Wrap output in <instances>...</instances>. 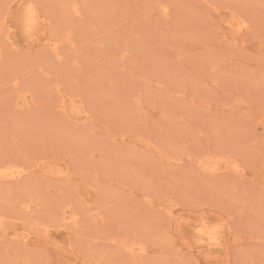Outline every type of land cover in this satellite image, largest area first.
Instances as JSON below:
<instances>
[{
  "label": "rangeland",
  "instance_id": "rangeland-1",
  "mask_svg": "<svg viewBox=\"0 0 264 264\" xmlns=\"http://www.w3.org/2000/svg\"><path fill=\"white\" fill-rule=\"evenodd\" d=\"M0 264H264V0H0Z\"/></svg>",
  "mask_w": 264,
  "mask_h": 264
},
{
  "label": "bare ground",
  "instance_id": "bare-ground-1",
  "mask_svg": "<svg viewBox=\"0 0 264 264\" xmlns=\"http://www.w3.org/2000/svg\"><path fill=\"white\" fill-rule=\"evenodd\" d=\"M245 24V23H244ZM215 67V66H214ZM213 157V156H212ZM218 161V160H217ZM219 162V161H218ZM199 163H201V161L199 162ZM207 166V165H206ZM216 166H218V164L216 165ZM216 166H214V167H216ZM199 167V166H198ZM217 168V167H216ZM205 170V169H204ZM16 171H18V170H16ZM214 171H216V170H214ZM218 171V170H217ZM4 172V171H3ZM9 172V171H8ZM18 174V173H17ZM12 175H14V174H12ZM120 209V208H119ZM167 212V211H166ZM169 216V215H168ZM167 221V220H166ZM207 227V226H206ZM202 230V229H201ZM215 230H216V227H213L212 229H208V232L207 231H205V232H207L210 236H209V238L211 239H217V237H215L214 236V232H215ZM203 232H204V230H203ZM220 232V231H219ZM217 243V242H216ZM140 247V246H139ZM142 247V246H141ZM129 249H130V251H132L133 249H134V243H131L130 245H129ZM128 249V250H129ZM141 249V248H140ZM139 249V250H140ZM143 249V248H142ZM143 251V250H142ZM128 252V251H127ZM131 254V253H130Z\"/></svg>",
  "mask_w": 264,
  "mask_h": 264
}]
</instances>
